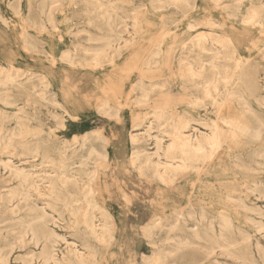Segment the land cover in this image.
I'll return each instance as SVG.
<instances>
[{
    "label": "rangeland",
    "instance_id": "374dc122",
    "mask_svg": "<svg viewBox=\"0 0 264 264\" xmlns=\"http://www.w3.org/2000/svg\"><path fill=\"white\" fill-rule=\"evenodd\" d=\"M54 1L0 0V126L15 128L16 116L21 115L34 132L30 138L35 139L36 145L31 153L34 148L47 147L50 154H55L58 142L52 140L67 141L72 145L70 162H88L90 148H96L95 159L84 167H96L100 172L102 186L96 199L99 208L107 211V218L98 210H94V216L98 223L102 220L111 228L108 241L93 242L87 235H74L67 227L55 228L58 233L69 241H92L96 252L93 264H150L147 260L156 262L160 258L169 264H217L212 259L200 260L201 252L189 255L196 252L190 246L171 255L175 241L170 237L213 245V235L200 240L193 235L194 228L200 224L199 232L204 233L202 228L215 220L213 211L229 191L247 204V208L236 205L232 209L234 238L248 235L244 256L249 264H264L255 247L258 239L264 246V239L252 221L264 222V135L259 140L241 137L232 147L221 150L223 153L213 154L209 159L214 166L207 168L208 172L203 170L201 161L195 162V167L189 168L171 187L155 179L150 171H139L130 162L134 152L144 148L154 150L153 137L158 128L150 129V125L158 126L156 116L161 113L169 116L184 113L195 119L194 123L202 130L207 121L223 124L221 118L226 114L246 123L254 122L240 103L220 100L214 104L204 101L198 90L188 88L181 76L186 73V60L181 58L183 46L187 47L197 35H205L209 44L213 38L220 39L230 49L237 46L251 68L258 67L262 83L264 40L259 39V46L252 51L244 48L260 38L258 31L264 28V23L245 25L242 20L253 12L249 6H258L264 0H223L222 5L214 0H189L198 3L201 10L185 14L170 0ZM255 10L260 14L261 8ZM258 19L263 22L264 13ZM193 20L196 26L191 28L188 22ZM109 31L122 36L121 52L103 59L96 67H87L86 57L102 46ZM84 47L91 50L86 51L90 54L82 50ZM7 73L20 74L15 85L7 84ZM140 80L150 88L149 101L139 105L133 98L130 101L134 104H126L124 95L128 92L133 97L141 96L142 89L136 86ZM245 81L246 77L237 79L229 88L244 97L250 110L264 123V106L257 101V96H264V87L252 91ZM121 88L122 97L118 94ZM149 130L152 135L147 134ZM133 134L138 136L137 141L133 142ZM19 150L26 152L22 147ZM231 152L236 156L230 157ZM0 158L21 165L23 156L10 157L0 152ZM40 162L37 157L36 163ZM8 174V169L0 165V180ZM16 184L17 180L9 182L10 187ZM81 203L82 200H73L75 205ZM200 206L207 210L204 216L200 214ZM48 209L64 221L72 218L65 206ZM23 216L27 215L18 214V218ZM18 218L12 219L0 209V252L9 255V264H24L26 252L40 251L39 245L30 243L21 247L16 241L18 235L13 230L19 224ZM177 219L183 230L173 232ZM146 227L151 229L149 233L144 230ZM219 259L230 263L227 257ZM34 262L41 264L38 258Z\"/></svg>",
    "mask_w": 264,
    "mask_h": 264
},
{
    "label": "bare ground",
    "instance_id": "6f19581e",
    "mask_svg": "<svg viewBox=\"0 0 264 264\" xmlns=\"http://www.w3.org/2000/svg\"><path fill=\"white\" fill-rule=\"evenodd\" d=\"M91 1L96 2L97 0ZM171 1L179 6L184 14L189 11L197 10V12H200L201 10L199 4L196 2L192 3L189 0H170V3ZM214 1L220 5L224 3L222 2L223 0ZM235 1L241 2L242 0ZM249 7L254 10H252V13L243 17L242 21L244 24L257 22L263 24L264 20L262 22L258 17L264 13V3ZM255 8H261L260 14L257 12L259 10L256 11ZM51 9L52 7L50 11L53 10ZM112 11L114 12V10ZM103 18L105 17L103 16ZM193 22L194 20L188 22L189 27L194 28L196 26ZM42 28L44 30L43 26ZM259 30L258 34L260 38L254 40L251 46H246L244 48L245 50L252 51L255 46H259V39L261 40L262 38L264 40V28H260ZM106 36L107 38L103 41L102 46L98 49H93L91 55L86 57L87 67H96L103 59H109L115 53L121 52L120 41L122 36L114 31H109ZM211 40V44H209L210 42H208L205 35H197L187 47L185 45L183 46L184 56L181 59L183 61L186 60L184 64L186 73H182L181 76L185 85L190 89L198 90V93L202 94L204 101L209 100L216 104L220 100H234L240 103L242 108L253 116V121H256V123H246L238 117L226 114L221 118L223 124L217 123L215 120L213 122L207 121L203 123L205 130H202L194 123L195 119L184 113H179L176 116H173V113L172 116L163 113L157 115L156 117L159 120L158 126L150 125V129L153 127L158 128L157 134L153 137L154 150L152 151L150 148L138 150L134 152L130 162L139 171H150L152 176L164 183L166 187L173 186L177 180L187 173L189 168L195 167L197 161H201L200 164L204 165L203 170L208 172L206 169L214 166L209 158L215 153H223L221 150L232 147L233 143L239 140V138L246 137L248 139L259 140L264 135L263 121L257 114H254L250 110V105L244 97L239 95L236 90L229 88L237 79H245L246 77L247 82L245 81L244 83L252 91H259L264 87V81L262 83L259 81L260 75L258 67L254 66L251 68L252 65L249 60L243 59L241 55L242 51L237 46L230 49L228 44L220 39L213 38ZM82 50L85 53L86 51H91L85 47ZM229 60H235L234 64H228L227 61ZM248 65L251 69L249 72L247 71ZM6 76L10 81H7V84L13 83L15 85L16 78L20 74L7 73ZM136 86H140L142 89L141 96L133 97L130 95L131 91L128 92L124 95L126 104H134V102L130 101L133 98L135 99V103L139 105H143L149 101L150 88H147L142 80ZM136 86L132 87V90ZM122 91L121 88L118 92L120 96L122 95ZM221 95L222 97H220ZM4 100L7 103L9 102L6 98ZM257 101L264 106V96H257ZM16 118L18 119V125L15 128L8 129L5 125L0 126V152L8 154L10 157L23 156L20 160L22 162L21 165H15L11 159L4 161L0 158V165L7 168L9 172L6 178L0 180V209L9 213L14 220L18 218L19 213L24 212L27 215L18 218L19 224L13 230L18 235L16 241H18L21 247H25L30 243L39 245L40 251L38 253L33 250L26 252L24 264H35V258H38L41 264H93L96 261V252L93 249L92 241H83L80 243L77 240L69 241L66 237L58 233L55 228L67 227L72 229V233L75 232L74 235L84 234L91 237L93 242L107 243L108 240L106 238L109 237L111 228L102 220L98 223L99 220H95L94 216V210H98L103 217L107 218V211L102 207L99 208V203L96 199L102 186L100 172L96 167L93 169L84 167L89 164L90 160L95 159L94 153H96V148H90L88 162H70L69 149L72 145L68 144L67 141L63 143L58 139L52 140L53 143L58 142L55 145V151H57L55 154H50V150L47 147L44 150L34 148L33 150L35 152L31 153L30 151H32L33 146L36 145L35 139L30 138L34 135V132L22 120L21 115H17ZM147 134L152 135L150 130ZM137 139L138 136L133 134V142L137 141ZM75 142L79 141L76 139ZM20 147L25 149L26 152L19 150ZM228 155L230 157L236 156L233 152ZM37 157L41 160L38 164L36 163ZM74 164H78V166L75 167ZM37 166H41V168L37 171L32 170ZM12 180H17L15 187H10L9 185V182ZM189 197L191 196L189 195ZM222 198L224 201L220 202L218 207L213 211L215 220H211L206 227L202 228L203 234L199 232L201 228L200 224L194 228L193 233L200 240L205 236L213 235L212 237L215 239L213 245H201L195 241H183L178 236H173L170 237V239L175 241L174 247L170 250L171 255L178 253L179 249L184 246H190L194 247L191 249L196 250V252L189 255L201 252L203 258L200 260L212 259L217 264L250 263L249 259L244 256L246 247L243 248L246 241H249V236L245 235L238 239L234 238L236 236V228L232 214L234 206L238 205L244 209L247 208V204L242 197L234 196L229 191L225 192ZM73 200H82V203L80 205L76 204L78 205L76 206L73 204ZM58 205L67 207V211L72 218L64 221L61 219V216L56 217L53 212L49 211L48 208L54 210ZM200 210L202 216L207 213L205 206H200ZM252 210L254 211L255 209ZM201 220L198 219L199 222ZM61 221L63 222L61 223ZM178 221L179 219L176 220V224L172 227L171 231L183 230V227ZM252 221L264 239V222ZM144 230L149 233L151 229L146 227ZM255 247L264 259V246L259 239L256 241ZM248 249L252 253L251 243H249ZM220 256L230 259V263L221 262L219 259ZM9 261V255L0 252V264H9ZM147 262L150 264H169L165 258H160L156 262L149 260ZM175 262L179 261L176 260Z\"/></svg>",
    "mask_w": 264,
    "mask_h": 264
}]
</instances>
